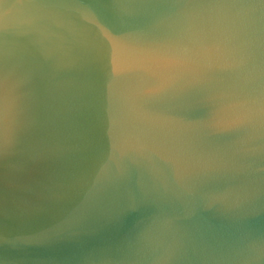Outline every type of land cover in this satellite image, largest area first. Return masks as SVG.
Masks as SVG:
<instances>
[{
	"label": "water",
	"instance_id": "95a60500",
	"mask_svg": "<svg viewBox=\"0 0 264 264\" xmlns=\"http://www.w3.org/2000/svg\"><path fill=\"white\" fill-rule=\"evenodd\" d=\"M0 264H264V0H0Z\"/></svg>",
	"mask_w": 264,
	"mask_h": 264
}]
</instances>
